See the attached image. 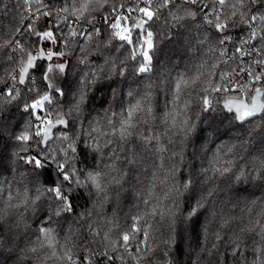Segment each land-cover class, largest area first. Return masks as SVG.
<instances>
[{
    "label": "snow or ice",
    "instance_id": "obj_1",
    "mask_svg": "<svg viewBox=\"0 0 264 264\" xmlns=\"http://www.w3.org/2000/svg\"><path fill=\"white\" fill-rule=\"evenodd\" d=\"M22 8L13 23L0 25V112L16 106L29 117L15 135L14 156L30 168H55L67 190L52 179L50 186H41L40 194L62 205L57 216L76 215L87 225L88 235L76 244L82 250L68 255V264H150L142 252L149 251L150 241L156 244L157 235L148 213L133 214L121 224L103 212H76L72 185L103 192L104 176L89 171L81 183L74 161L89 132L82 124L81 135L74 136L70 117L81 116L103 83L142 82L126 91L113 86L105 94L90 129L94 137L90 146L95 152L107 149L112 144L109 135L122 145L131 142L134 156L137 140L155 145L161 175L153 176L151 195L156 183L169 178L164 136L186 132L190 126L189 90H199L198 106L204 112L219 110L238 125L264 129V13L245 15L237 0H23ZM3 14L8 15L7 5ZM161 21L170 26L168 36L172 28L183 24L205 29L199 39L200 58L186 72L163 83L149 75L157 47L156 26ZM73 72L78 73L75 98L65 111L58 101L68 97L64 85ZM237 147L231 141L217 145L204 171L211 176L229 173ZM253 163L254 171L264 168V158ZM97 207L102 209L103 202ZM157 211L152 209L153 214ZM228 222L225 217L221 224ZM256 228L264 231L258 224L247 226L248 231ZM66 231L67 245L83 229L73 220ZM40 234L49 246L55 243L56 234L49 225ZM89 237L92 243L85 242ZM217 240L219 244L208 252L216 264H228L230 258L236 264L246 260L243 234L233 233L223 240L218 235ZM164 264L173 260L165 259ZM195 264H201V257Z\"/></svg>",
    "mask_w": 264,
    "mask_h": 264
},
{
    "label": "clouds",
    "instance_id": "obj_2",
    "mask_svg": "<svg viewBox=\"0 0 264 264\" xmlns=\"http://www.w3.org/2000/svg\"><path fill=\"white\" fill-rule=\"evenodd\" d=\"M237 4L243 5L245 15L264 13L261 7L264 0H237ZM235 26L239 27V22ZM172 29H177L174 35L180 39L175 41L177 46L173 49L170 66L155 71L153 67L149 73L155 82L174 80L190 69L202 54L199 39L205 31L203 27L196 29L191 24H183ZM169 30V24L163 21L156 26V31L166 40ZM186 35L190 36L187 43ZM141 85L142 82L131 87ZM75 90L63 101H58L65 111L74 101ZM198 95L199 90L188 92V130L164 136L167 148L164 167L168 169L169 178L164 183H156L151 195L148 188L153 184V176L161 175L155 145L149 147L137 140L134 156L131 142L122 145L109 135L112 144L95 152L90 146L94 138L90 129L100 108H93L89 102L80 117H70L74 136L81 135L82 124L89 132L74 161L78 174H82L81 183L89 171L104 176L103 192L88 185L79 189L72 185L70 195L76 212L85 209L96 214L103 212L109 217L114 215L121 224L133 214L148 213L157 235L156 244L150 241L149 251L142 252L146 261L150 258V264H164L168 258L173 264H195L197 256L201 257V264H216L208 252L213 250V245L219 244L218 235L223 240L233 233L243 234L246 240L247 257L240 264H264V231L247 230L250 223L264 227V168L254 171L253 163L264 158V142L257 143L264 137V129L245 125L246 134L230 136L233 129L226 128L225 124L236 122L219 110L204 112L202 106H198ZM12 118L13 115L8 117ZM85 120L87 123H83ZM205 123H208L207 128L203 127ZM100 139L103 144V138ZM225 141L238 145L233 157L235 164L229 173L211 176L204 169L215 147ZM8 148L7 143L0 146V264H68V255L82 250L83 246L77 248L76 244L88 235L87 225L76 215L57 216L62 205L50 195L39 192L41 186H50L52 179H58L66 190L67 186L59 180L55 168H30L16 157H10ZM101 201L102 209L97 207ZM154 207L157 214L152 213ZM225 217L229 222L222 226ZM73 220L81 224L83 231L76 241L69 240L66 245V229ZM45 225L55 231L56 240L52 246L40 234ZM85 242L92 243V238ZM220 259L223 260V253ZM228 264H236V261L230 258Z\"/></svg>",
    "mask_w": 264,
    "mask_h": 264
},
{
    "label": "trees",
    "instance_id": "obj_3",
    "mask_svg": "<svg viewBox=\"0 0 264 264\" xmlns=\"http://www.w3.org/2000/svg\"><path fill=\"white\" fill-rule=\"evenodd\" d=\"M7 5L8 15H4V6ZM23 0H3V3H0V25H10L13 23L14 18H18L16 14L21 13L23 11L22 8ZM177 29H171L172 35L168 36V40H166L165 36H162L160 32H158L157 37V47L153 53V67L154 71L156 69H162L164 66H170L169 62L172 58V53L174 47L177 45L175 41L180 39L179 36H175V32ZM190 39L189 35L184 37L185 43H187ZM78 82V73L73 72L70 73L67 77V82L64 85L65 90L70 96L72 91L75 90ZM135 82L131 79L123 80L121 79L118 83L113 85L111 82H106L98 86V91L93 94V99L90 101V104L93 108H98L101 106L102 101L105 98V94L108 93L111 87L115 86L123 91H126L128 87L134 86ZM10 115H13L14 118L8 119ZM216 115V114H213ZM29 117L25 114H22V109L17 110L16 106H7L3 112H0V146L3 143H7L9 145L8 153L9 156L15 159L14 153L17 150V142L15 140V135L18 134L20 130H22L23 124L22 122L27 120ZM19 121V126H17ZM211 123V120L208 121ZM208 123L203 125L204 128L208 127ZM225 127L232 128L233 131L229 133L230 136L235 135L236 133L246 134L247 128L245 125L238 124H225ZM264 142V137L260 138L257 143Z\"/></svg>",
    "mask_w": 264,
    "mask_h": 264
}]
</instances>
